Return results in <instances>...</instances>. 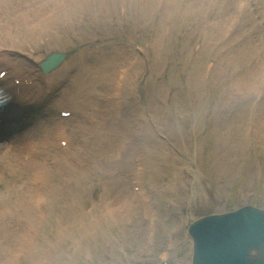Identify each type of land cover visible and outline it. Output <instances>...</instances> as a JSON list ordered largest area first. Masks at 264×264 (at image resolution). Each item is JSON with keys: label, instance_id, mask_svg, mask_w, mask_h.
<instances>
[{"label": "rangeland", "instance_id": "rangeland-1", "mask_svg": "<svg viewBox=\"0 0 264 264\" xmlns=\"http://www.w3.org/2000/svg\"><path fill=\"white\" fill-rule=\"evenodd\" d=\"M35 1L0 0V20L15 22L20 18L17 15L22 10L11 8L9 3L27 7ZM80 1L87 8L86 15L92 6H97L102 18L115 19V23L103 24L99 29L82 27L76 53L72 51L59 70L77 57L76 71L80 69L83 75L86 72L98 83L106 73L118 72L133 61L120 91V107H106L105 113L127 135L130 118H134L135 130L146 126L144 143L148 144L151 158L148 164L143 159L147 164V172L141 178L144 193L138 195L140 190L133 186L138 184L133 167H142L130 156L132 153L129 155L132 148L117 152L104 146L108 141L104 137L107 130L101 137L93 135L91 143L85 145L92 133L84 136L76 131L72 147L79 151L83 143L86 146L83 167L87 174L98 172L80 186L78 208L86 215L85 220L89 221L86 223L96 221L97 209L103 202L107 207L108 199L115 200L123 194L126 205L110 204L118 212L113 225L106 224L101 229L85 226V234L74 235L76 227L62 209L68 200L47 204L42 215L41 208L35 207L34 200L24 191L30 178L37 177L32 170L29 175L26 168H20L21 161L15 158L19 151L4 157L2 143L0 239L9 241L15 250L13 254L0 250V264H192L193 246L187 233L190 224L247 205L264 209V120L253 121L264 113V89L252 96L244 95L243 91L233 94L235 88L229 84L230 78H222L221 73L230 74L233 70L247 73L249 68L243 63L255 67L259 53L264 61V0H225L223 4L217 0ZM241 3H246L248 11L240 16L237 8ZM7 8L16 11L12 14ZM227 19L233 25L240 19V28L233 29L230 35L232 42L222 41L216 31L218 23ZM238 40L244 41V45L236 48ZM59 70L41 74L51 77ZM62 74L68 78L67 71ZM64 85L53 99L64 102L63 109L71 111L73 96L67 95L71 97L67 101L59 98L67 83ZM101 91L83 92L79 100L83 104L81 112L88 108L86 99L96 104L102 100L101 96L107 98L106 92ZM89 92L95 93L90 97ZM49 108L44 103L38 109L52 113ZM92 111H86L84 120ZM35 112L28 114L35 117ZM41 114L45 115L44 111ZM95 115L98 116L97 110ZM30 126L29 122L21 123L20 131L23 127L33 131L35 142L49 135L44 130L47 126ZM112 131L119 137L123 130ZM59 148L54 145L50 150L42 148L39 161L50 163L57 156L62 159ZM153 151L156 153L152 154ZM109 153L112 160L106 158ZM119 179L125 180L111 182ZM57 181L51 177L47 184H35L37 188H32L44 189ZM75 193L77 196L76 190ZM141 198L144 200L140 201ZM45 201L41 200L46 205ZM22 203H29L32 209L19 211ZM124 206L129 218L120 212ZM40 214L41 219H37ZM23 215L27 218L23 219ZM60 219L64 224H59ZM24 243L26 247L22 246ZM41 243L37 253L38 249L31 246ZM50 244L57 247L45 256L43 253Z\"/></svg>", "mask_w": 264, "mask_h": 264}, {"label": "bare ground", "instance_id": "bare-ground-1", "mask_svg": "<svg viewBox=\"0 0 264 264\" xmlns=\"http://www.w3.org/2000/svg\"><path fill=\"white\" fill-rule=\"evenodd\" d=\"M217 1H220V4L226 3L225 0ZM248 3L249 5L251 4V2ZM25 4L27 5V3ZM9 5H11V8L13 6V9H16L17 11L21 9L22 13L17 15V17L20 16V18L17 21L14 20L15 22L9 19H5L4 21L0 20V73L2 71L7 72L3 79L0 78V91L3 92V95L9 103L14 104V102H16L17 106L20 108H28V110L16 113V107L10 109L9 104L6 108L7 115L4 117V120L1 118L2 116H0V120L3 121V125L12 121V124H16V127H13V129L20 127L21 123L25 125V122H29V124L34 125V127L48 124L50 128L44 129L47 130L46 133H49V135H43L38 142H35V133L26 130L24 127L22 133H24L25 136L22 135L21 138L18 135V132L1 133L0 135H4L3 138L15 135L14 138L9 140L8 144L2 149L3 156L5 157L19 151V154H15V158L20 159V168H26L29 175L32 170L37 177L30 178L24 191L32 201L34 200L35 207L37 206L36 203L40 202L38 209L41 208V211L39 210V212H41L42 215H45V211H47V204H53L59 200H68L67 205L62 209L64 212L67 211L64 216L69 215L72 222L71 225L76 227L74 235L77 233L85 234V226L89 227L92 225L96 229L106 224L113 225L118 212H115L110 204H112V207L120 204V206L126 205V200L124 198L125 195L123 194L117 196L115 200L119 199L118 201L108 199L106 202L108 205L107 207L103 202L100 205L101 207L97 209L98 217L93 224L86 223L89 222L88 220H85L86 215H84L78 208L80 186L95 174H98V172L95 171L93 174H87L86 169L83 167V162L86 156V146L81 143L82 146H80L79 151L75 150L71 145V139L77 137L78 134H76V131H78L80 135L84 134V136L92 133L91 136L86 139L89 140V142H87V144L85 142V145H88L91 143L93 135L101 137L103 136L102 132L107 130L104 137L107 138L108 141L104 146L109 147L111 150H116L117 152L122 151L123 148H132V152H130L129 155L132 153L130 156H134L133 160L136 159V162L139 163V167H142V169L133 167L134 174L136 173L138 175L134 176L135 182H138L137 185L140 187V193H138V195L144 193L141 178L147 172L146 166L148 160L151 158V152L148 151V144L144 143L147 137L146 126H143L142 130H135L133 124L134 118H130L127 122V130L129 131L127 135L125 134V129L116 124L113 125L109 115L105 113L106 107H120V91L121 88L124 87L126 75L133 64V61L124 64L118 72L116 71L113 74L106 73L105 76L98 80V83H94L97 79L94 77L90 78L86 72L83 75V71L80 69H77L76 71L77 63H79V61H76L75 63L74 61L77 60V57L72 59L51 77L42 76L39 66L56 50L63 51L67 54H70L72 51L76 53V48L79 47L77 42L81 37L80 33L82 27L87 26L99 29L103 24L108 25L110 23L113 25L115 19L110 20L108 18H102L97 6H92L90 8V13L88 14L89 16L86 15L85 9L87 8L84 7V4L80 0H75L73 3L69 0H36L33 6L27 7H24L25 5L21 6L16 2H11ZM237 9L240 16L243 12L248 11L246 3H241ZM16 10L8 11L13 14V11ZM130 22L131 21H126L125 23L129 24ZM232 22V20H228L224 23H218V26H216L217 34L218 32L221 34V40L224 42L230 40V42H232V39L230 38L232 30L240 28V19H237L235 25H233ZM14 23L19 24V26H16ZM239 41L240 40L237 42ZM80 43L83 42L80 41ZM240 45H244V41L239 42L236 45V48ZM80 54L81 53L79 52V57ZM261 55L262 54L259 53V56L257 57L258 62H256L255 67H249L247 63H243L249 68L247 73L243 72L241 74L239 73L240 71L236 72L234 70L230 74L221 72L222 78H230V80L228 79L230 81L229 84H232L233 89L235 88L233 94L237 91L240 94L241 91H243V94L247 96L262 93L264 89V61L262 60L263 56ZM72 63L74 64L71 65ZM228 64L231 65V63ZM66 71L68 72V78L62 77L65 74L62 73ZM226 78L224 80H227ZM65 83H67V86L63 93L59 95V98L62 100L66 99L67 101L71 98L70 96L67 97V95L73 96L75 105L72 104L74 110L71 118H56L55 116L52 117V114H48L47 116L50 119L49 122H47L39 115L33 117L28 114V112L31 113L38 110L41 105V103H38L39 101L47 102L51 106L52 111L57 110L58 112L63 108L65 106L64 102L59 101V99H53V95L57 89L64 87ZM93 83L96 86H93ZM98 88L103 90L101 91ZM105 88L106 91H104ZM88 90H98L101 91V93L106 92L105 96H107V98H103L100 95V99L102 100L96 104H93V102L86 99L85 104L88 105L86 111L89 113V111L95 109L97 110L98 116L95 115L94 110L90 112L87 119L84 120L83 115H86L87 112H81V110H83V104H81L79 100L83 92ZM91 93L95 92H89L88 94ZM92 95L94 94L89 96L91 97ZM221 99L224 102L225 98L221 97ZM87 102L89 104H87ZM89 106H93L94 108L89 109ZM62 112L67 111L62 110ZM16 117L17 119L19 118L20 122H13L18 121L14 120ZM258 119L264 120V113H259L255 119L253 118V121L258 123ZM83 121L88 125H84ZM7 126L8 130H12L11 125L8 124ZM87 126L88 129H86ZM112 130H115L116 132H120V130L123 131L119 137H115ZM17 138L19 139L18 142L15 141ZM80 139L83 140L84 138ZM242 140H245L244 137ZM64 141H67L66 148H59L60 152L63 153L62 159H59L60 156H57L55 157V160L53 159L50 163L39 161L42 148L50 150L53 145L59 147ZM98 141H101V139L98 138ZM94 142L96 143L97 140ZM155 153L156 151L152 152V154ZM105 154H107V152ZM24 155L26 157L23 160ZM93 155L97 156V154ZM158 157H160L159 152ZM106 158L107 160L113 159L111 153H109ZM143 159L147 160L146 165L144 164ZM104 174H106V172H104ZM51 177L58 179L57 184L44 186V189L32 188H37L35 184H47L48 179ZM124 180L125 179H119L117 181L111 180V182L115 184L116 182L118 183V181ZM32 183H34V185H32ZM75 190L77 191V196L75 195ZM44 199L47 200L45 201L46 205L41 202V200ZM141 200L144 199L141 198L140 201ZM105 207L107 209H105ZM31 209L32 207L29 203H22L19 211L28 212ZM120 212L124 218H129L128 209H125V206ZM42 215L40 214L37 219H41ZM23 216V219L27 218V216ZM26 224H28L27 226L32 225L29 223ZM59 224H64V222L60 219ZM149 231H151V228H149ZM0 243H2L0 245V250L11 251L12 254L14 253L15 249L10 245L9 241L0 239ZM41 245L42 243L33 244L31 247L38 249L37 253H40L39 250L41 249ZM22 246L26 247L27 244L24 243ZM56 247L55 244H50L47 249L48 251H45L43 254L48 256L49 251H53ZM79 247L81 248L82 245ZM14 255H16V253ZM32 257H34V255Z\"/></svg>", "mask_w": 264, "mask_h": 264}, {"label": "water", "instance_id": "water-1", "mask_svg": "<svg viewBox=\"0 0 264 264\" xmlns=\"http://www.w3.org/2000/svg\"><path fill=\"white\" fill-rule=\"evenodd\" d=\"M66 56L54 54L42 65L45 73ZM192 264H264V210L246 206L232 213L209 215L187 228Z\"/></svg>", "mask_w": 264, "mask_h": 264}]
</instances>
